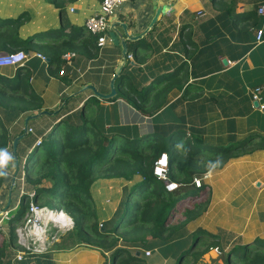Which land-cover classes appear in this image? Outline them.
Wrapping results in <instances>:
<instances>
[{"label":"trees","instance_id":"obj_1","mask_svg":"<svg viewBox=\"0 0 264 264\" xmlns=\"http://www.w3.org/2000/svg\"><path fill=\"white\" fill-rule=\"evenodd\" d=\"M47 1L60 7L63 13L64 5L73 0ZM211 1L216 4L218 0ZM222 8L231 14L233 23L246 17L255 19L258 14L257 11L235 12L231 1L223 2ZM27 17L28 13L23 12L15 19L0 18L1 35H5L4 51L26 48L31 41H37V51L48 57L45 60L51 72L63 70L67 64L62 56L65 52H74L73 58L82 53L90 58L97 53L96 35L89 33L84 25L75 27L64 20L63 23L69 25L67 31L61 27L21 39L17 27ZM45 39L50 43H40ZM136 43L138 49L133 48V55L149 47L144 37ZM27 78L24 67H20L15 78L0 75L1 111L27 116L47 109L48 105ZM124 78L128 76L121 71L114 98H124L145 112H154L166 104L173 88L175 91L183 88L184 93L202 88L194 83L185 84L188 74L184 63L151 80L143 90ZM123 80L126 81L124 91L121 90ZM152 91L154 95L150 96ZM97 100L94 96L84 100L72 118H60L49 133L40 136V141L30 151L31 156L26 155L23 161L19 158L24 185L32 196L26 192L21 194L18 206L6 219L8 235L0 229V264H5L12 253L17 256L20 246L16 227L22 223L29 201L45 205L41 200L46 196L55 201V206H46L62 209L72 218L81 244L103 254L105 251L111 253L108 264H198L212 248L217 249V258H221L223 264H264V225L256 223L252 216L246 221L250 205L222 210L220 206L230 203L219 204L212 216L210 214L221 196L233 187V178L228 180L223 175L209 182L205 176L207 172L210 176L221 174L239 161L252 163L251 168L259 165L264 160V133L251 131L230 143L209 142L202 134L184 130L169 135L141 134L128 126H105L101 111L98 107L92 108L93 104H98ZM91 108L94 112L87 113ZM65 109L64 105L61 110ZM33 133L34 129L27 133L30 140ZM11 138V131L0 114V145ZM162 153L167 154L166 180L177 183L173 190H167L165 180L154 172ZM244 168L242 173L250 169L247 164ZM135 176L140 179L125 187L124 205L110 219L113 226H106L98 219L91 184L98 178L129 180ZM196 178L201 180L199 186L195 185ZM4 180L5 168L0 164V187ZM19 184L17 180L16 186ZM187 196L196 197L190 206L179 207L180 201ZM227 227L236 235L232 242H228L227 233L219 230ZM242 228L243 232L239 233ZM153 253L155 259H148ZM36 254L41 253H23L22 259ZM215 260L203 264H214Z\"/></svg>","mask_w":264,"mask_h":264},{"label":"crops","instance_id":"obj_2","mask_svg":"<svg viewBox=\"0 0 264 264\" xmlns=\"http://www.w3.org/2000/svg\"><path fill=\"white\" fill-rule=\"evenodd\" d=\"M230 1L238 13L257 11L258 5L264 2L218 0L213 4L211 0H170L168 10L161 14L152 30L143 36L148 48L133 55V46L130 47L131 42L128 41L127 55L130 53L131 57L127 56L128 62L121 71L128 76L124 80H129L138 89L143 90L151 80L171 72L183 63L188 74L185 84L194 83L202 87L199 91L189 93H184L183 88L179 91L173 88L169 91L167 103L154 112L139 111L121 97L102 99L89 88L74 94L86 83L93 84L103 93L109 91L110 78L121 55L120 47L111 40L102 46L98 45L97 53L90 58L84 57L83 53L74 57L71 63L64 64L62 73L61 70L51 72L46 61L48 57L45 60L37 55L41 53L37 51V41H31L26 48H19L27 53V59L22 65H0V75L8 79L15 78L20 67H24L28 72L30 86L40 93L48 105L47 109H57L55 114H42L29 119V131L34 129L33 139L27 137L28 131L17 142L15 151L11 140L23 132L26 116L0 110L12 137L0 145V164L5 168V180L0 187V209H4L2 230L6 235L9 233L6 219L18 206L21 194L31 193L24 185L19 158L23 161L27 153L34 149L37 139L49 133L60 118H72L87 98L94 96L98 99V104H93L92 108L98 107L101 111L105 126H128L141 134L154 132L169 135L184 130L202 134L209 142L230 143L251 131L264 133V16L256 14L255 19L246 17L233 23L231 14L222 8L223 2ZM70 6H73L72 10ZM99 6L100 0H73L64 5L62 13L60 7L47 0H0V18L15 19L27 12L28 17L17 27V35L26 40L42 31L61 27L65 31L69 30V25L64 24L63 20L75 27L82 26L85 18ZM153 13L152 0H123L114 15L126 21L134 32H140L148 25ZM117 27L121 29L120 25ZM259 28L263 31L261 40L256 39ZM1 34L2 31L0 52H5L6 47L2 43L5 35ZM40 43L50 42L45 39ZM125 83L122 91L126 89ZM255 87H260L257 100L252 97ZM153 95L154 91L150 96ZM64 105L66 109L62 111ZM92 108L87 113L92 112ZM14 154L17 155V161ZM246 164L250 169L242 173ZM251 165L239 161L233 167L225 168L221 174L210 176L209 173V182L221 179L223 175L234 181L233 187L226 194L220 195L218 205L212 207L211 216L219 204L230 203L220 206L222 210L232 207L241 209L247 204L250 207L246 221L252 216L256 223L264 225V160L254 168ZM12 177H15V187L10 192ZM139 179L140 176H135L129 180L98 178L93 181L90 189L100 222L109 220L115 214L125 187ZM17 180L20 181L18 187ZM95 189L99 191L100 201L95 196ZM106 204L103 208L105 216L101 217L100 207ZM219 230L228 234V242L236 237L232 235V228ZM243 230L238 232L242 233ZM79 239L74 228H51L46 252L22 260H18L12 253L5 264H108L111 258L109 251L103 254L81 244Z\"/></svg>","mask_w":264,"mask_h":264},{"label":"built area","instance_id":"obj_3","mask_svg":"<svg viewBox=\"0 0 264 264\" xmlns=\"http://www.w3.org/2000/svg\"><path fill=\"white\" fill-rule=\"evenodd\" d=\"M123 0H100L99 8L88 15L83 25L86 30L96 35L97 44L102 46L109 38V29H108V21L109 18L115 14L117 9ZM70 9H73V6H70ZM257 13L259 15L264 16V2L260 3L257 7ZM263 35L262 29H257L256 31V39L261 40ZM42 59H45L43 54L38 53ZM65 62L67 64L72 62V58L74 56V52H65L63 55ZM128 58L131 57L129 53ZM27 59V53L23 49H16L10 52H0V65H21ZM63 70H61L62 73ZM259 87H255L252 93V97L254 100L258 99ZM40 139H37L39 142ZM163 161V165H160V162ZM166 167H167V154L162 153L161 157L158 159L154 172L155 174L165 180V187L167 190H173L177 187V183L174 181L166 180ZM209 172L205 174L207 177ZM195 185L199 186L201 184V180L196 178L194 180ZM32 196V193L29 194ZM191 200L187 201L185 204H180L179 207L185 208L186 206H190ZM190 203V204H189ZM4 214L0 216V229H2L4 223ZM73 220L72 218L64 212L62 209L58 208H50L46 205H40L33 201L30 202L29 209L24 215L23 221L16 227V240L17 244H19V248L17 250V258L22 259L23 253H42L47 250V238L48 233L51 228L58 229H70L73 228ZM2 237H0V241ZM215 250H217L215 248ZM146 254L149 253L148 250L145 251Z\"/></svg>","mask_w":264,"mask_h":264},{"label":"water","instance_id":"obj_4","mask_svg":"<svg viewBox=\"0 0 264 264\" xmlns=\"http://www.w3.org/2000/svg\"><path fill=\"white\" fill-rule=\"evenodd\" d=\"M152 4L154 6V13L149 21L148 25L140 32H134L129 28V25L126 21L120 20V18L117 15H113L109 18L108 21V29H109V38L110 40L115 44L120 47L121 50V55L119 60L117 61V64L114 69V73L110 78V89L108 92L103 93L101 91H98L96 87L91 84V83H86L82 85L79 90L74 93V94H80L84 89H91L95 95L102 99H110L116 96L117 94V78L119 77L122 68L127 64L128 59H127V53L129 51V42L133 44L134 49H138L137 41L141 39L143 36L146 35V33L150 30H152L155 22L158 20V18L161 16V14L165 11L168 10L170 0H152ZM117 25L121 26V29L117 27ZM129 41V42H128ZM255 104L257 105L258 102L255 101ZM57 112V109L55 110H49V109H41L39 111L33 112L28 114L25 119H24V130L22 133L17 134L13 137L11 140L12 148L15 151L17 142L29 131V125H28V120L37 118L41 116L42 114H55ZM14 157L17 161V155L14 154ZM15 187V177H12L10 180V186L9 190L10 192L14 189ZM10 202V199H9ZM4 209H0V216L3 214ZM104 228V227H102ZM136 254H139V251H136Z\"/></svg>","mask_w":264,"mask_h":264},{"label":"rangeland","instance_id":"obj_5","mask_svg":"<svg viewBox=\"0 0 264 264\" xmlns=\"http://www.w3.org/2000/svg\"><path fill=\"white\" fill-rule=\"evenodd\" d=\"M28 156H31L32 155V152H29L28 154H27ZM124 191H125V189H124ZM124 191L122 192V197H121V201H120V203H119V206L117 207L118 208V210L120 209V208H122L123 207V205H124V203H123V199H124ZM94 193H95V196H96V198H97V200L98 201H100V197H98V195H99V191H96V189L94 190ZM196 196H194V197H190V196H187L185 199H183L182 201H180V204H185V203H187V201L189 200H192L193 198H195ZM30 202H31V200L29 201V205H30ZM41 202L42 203H44L45 205H48V206H55V201H53L52 199H51V197L50 196H46V197H43L42 198V200H41ZM108 204H106L104 207H100V210H102L101 211V214L99 215V216H101V217H104L105 216V211L103 210V208H105L106 206H107ZM97 210V209H96ZM113 215H114V213L111 215V217H110V219L113 217ZM105 220V221H103V222H105V225L106 226H113V220L111 221V220ZM122 230L120 229L119 230V232H121ZM5 235H6V232H5ZM145 254H146V252H145ZM217 255H218V252H217V250H215V248H212V249H210L207 253H205L204 255H203V257H202V259H201V261L198 263V264H203L204 262H210L211 261V259H213V258H216V260H215V263L214 264H223V262H222V259L221 258H217ZM155 257H156V254L155 253H153V255L151 256V257H149L148 259H150V260H153V259H155Z\"/></svg>","mask_w":264,"mask_h":264},{"label":"bare ground","instance_id":"obj_6","mask_svg":"<svg viewBox=\"0 0 264 264\" xmlns=\"http://www.w3.org/2000/svg\"><path fill=\"white\" fill-rule=\"evenodd\" d=\"M164 163H163V161L162 162H160V165H163Z\"/></svg>","mask_w":264,"mask_h":264},{"label":"clouds","instance_id":"obj_7","mask_svg":"<svg viewBox=\"0 0 264 264\" xmlns=\"http://www.w3.org/2000/svg\"><path fill=\"white\" fill-rule=\"evenodd\" d=\"M197 186V185H196Z\"/></svg>","mask_w":264,"mask_h":264}]
</instances>
